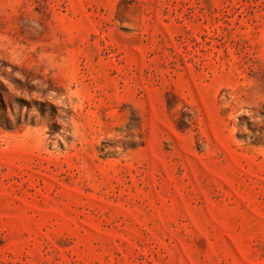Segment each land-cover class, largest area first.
<instances>
[{
  "label": "rangeland",
  "instance_id": "obj_1",
  "mask_svg": "<svg viewBox=\"0 0 264 264\" xmlns=\"http://www.w3.org/2000/svg\"><path fill=\"white\" fill-rule=\"evenodd\" d=\"M0 264H264V0H0Z\"/></svg>",
  "mask_w": 264,
  "mask_h": 264
}]
</instances>
